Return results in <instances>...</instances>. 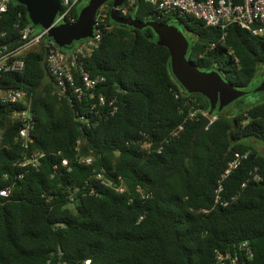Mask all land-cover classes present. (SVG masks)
I'll return each mask as SVG.
<instances>
[{
  "label": "trees",
  "instance_id": "trees-1",
  "mask_svg": "<svg viewBox=\"0 0 264 264\" xmlns=\"http://www.w3.org/2000/svg\"><path fill=\"white\" fill-rule=\"evenodd\" d=\"M80 4L72 10L75 21ZM111 6L103 4L109 29L85 69L104 77L103 92L117 99L114 116L94 118L87 102L58 97L53 85L42 88L41 47L25 53L22 73L3 76L2 86L31 94L36 123L30 147L44 157L38 170L15 181L9 199H0V264H216V252L234 254L242 243L253 252L246 264H264V100L215 111L217 119L193 143L204 117L188 114L208 112V100L179 85L169 51L157 45L151 28L114 23ZM129 16L179 21L189 35L187 59L199 70H217L236 89L249 91L264 65V35L231 26L222 40L218 29L188 16L159 17L143 0ZM16 23L42 29L9 0L0 32L15 35ZM2 119L0 162L7 165L21 150L17 125ZM235 153L249 157L223 178ZM85 157L90 165L78 161ZM255 167L262 181L249 180ZM101 169L110 187L93 180ZM91 185L96 195H87Z\"/></svg>",
  "mask_w": 264,
  "mask_h": 264
},
{
  "label": "built area",
  "instance_id": "built-area-1",
  "mask_svg": "<svg viewBox=\"0 0 264 264\" xmlns=\"http://www.w3.org/2000/svg\"><path fill=\"white\" fill-rule=\"evenodd\" d=\"M81 0H59V10L50 28L62 24L75 22L72 10ZM153 8L159 17L180 16L192 17L205 23L207 27L216 28L222 33V40L226 30L235 26L247 31L252 36L264 35V0H143ZM136 0H124L123 4L116 8L119 16L126 17L130 9L134 7ZM9 0H0V15L8 11ZM112 9V6H111ZM109 29L107 23V12L103 5L98 9L95 19L93 33L74 44L72 49L66 50L58 47L47 35L48 30L35 31L30 25H14L15 35L0 32V83L6 74L22 73L25 69V53L33 47H41L45 56L46 69L54 82V92L58 97H67L70 100L85 101L88 103L90 115L94 118L114 116L118 111V103L115 96L106 95L102 85L104 77L92 76L85 69L86 60L98 48L104 33ZM17 33V34H16ZM215 47L211 44L208 50ZM208 116V112L197 108L188 114L192 119L196 115ZM6 117L17 125L15 142L19 144L20 156L7 165L0 162V199H9L15 181L22 180L31 169L38 170L43 153L31 149L33 139L31 132L35 127V113L32 107L31 94L22 87H5L0 84V122ZM217 116H209L210 124ZM83 124L89 123L85 116H80ZM179 126L177 131L182 130ZM174 131L172 135H175ZM2 137L0 136V139ZM249 157V153H235L228 164V168L222 177L237 169L243 160ZM79 162L90 165L91 158H79ZM61 165L68 168V160L62 159ZM255 167L250 172V181H262V175ZM104 169L94 172V181L110 187L112 184L103 179ZM87 184V182H86ZM245 186V183L242 185ZM118 193L124 192V187L115 188ZM222 191L219 185L217 192ZM97 188L91 185L87 195H96ZM69 206H74V196H68ZM144 199L145 196L141 195ZM215 203H218V196ZM228 202L222 203L226 206ZM253 252L248 243L239 245L236 253H215L216 264H246L252 260ZM83 264H90L85 260Z\"/></svg>",
  "mask_w": 264,
  "mask_h": 264
},
{
  "label": "water",
  "instance_id": "water-1",
  "mask_svg": "<svg viewBox=\"0 0 264 264\" xmlns=\"http://www.w3.org/2000/svg\"><path fill=\"white\" fill-rule=\"evenodd\" d=\"M23 5L30 23L48 30V37L62 49H72L74 44L90 38L93 33L94 19L98 9L109 0H88L87 4L80 10L74 23L62 24L50 28L59 10V0H13ZM112 9L111 20L119 25L134 29L149 27L157 37V45L165 47L170 55V70L176 81L186 93L200 94L205 97L210 109L208 116L204 117L199 128L195 132L193 143H195L210 126L209 116L215 111L221 112L231 103L247 94L246 91L236 89L226 82L217 70L202 71L187 59L189 40L180 28L175 25L160 23L156 21L143 22L129 17H120L116 8L120 7L124 0H110ZM43 70L41 87L54 85L46 66L45 56L40 61ZM254 92H264V82L254 89Z\"/></svg>",
  "mask_w": 264,
  "mask_h": 264
},
{
  "label": "rangeland",
  "instance_id": "rangeland-1",
  "mask_svg": "<svg viewBox=\"0 0 264 264\" xmlns=\"http://www.w3.org/2000/svg\"><path fill=\"white\" fill-rule=\"evenodd\" d=\"M87 2H88V0L85 1L84 3L80 4L79 5L80 8L82 9ZM170 24L177 26L181 30L184 29L183 25L175 19L171 20ZM262 82H264V65H262L258 68L254 78L252 79V81L248 87L249 91H252V92L240 97L239 99H237L238 101H236V102L234 101L233 103H231L232 105H229L226 108L225 113H229V112L233 111L234 108H236V106H238V105L245 106L247 104H254V103H257L259 101H263L264 100V92H254V89L256 87H258Z\"/></svg>",
  "mask_w": 264,
  "mask_h": 264
},
{
  "label": "flooded vegetation",
  "instance_id": "flooded-vegetation-1",
  "mask_svg": "<svg viewBox=\"0 0 264 264\" xmlns=\"http://www.w3.org/2000/svg\"><path fill=\"white\" fill-rule=\"evenodd\" d=\"M82 1V3H84L85 1H87V0H81ZM110 1V0H109ZM87 4V3H86ZM85 4V5H86ZM182 32L185 34V36L187 37V39L189 38V35L187 34V32L185 33V30H182ZM244 91H246L247 93L249 92L248 90H244Z\"/></svg>",
  "mask_w": 264,
  "mask_h": 264
}]
</instances>
